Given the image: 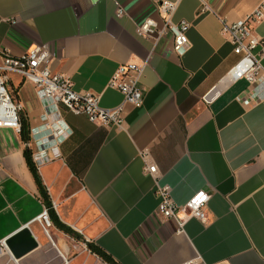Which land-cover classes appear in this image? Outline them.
Listing matches in <instances>:
<instances>
[{"label": "crops", "instance_id": "crops-1", "mask_svg": "<svg viewBox=\"0 0 264 264\" xmlns=\"http://www.w3.org/2000/svg\"><path fill=\"white\" fill-rule=\"evenodd\" d=\"M159 1L0 0V51L21 56L46 47L54 73L99 96L102 108L122 107L124 120L123 127L91 123L9 76L31 140L0 126V264H106L87 243L118 264H264V101L238 100L250 89L244 80L204 100L241 58L223 22L244 18L263 0H169L178 2L173 21L191 24L190 49L182 54L171 34L154 45L138 33L147 19L163 23ZM205 4L211 10L203 11ZM255 34L264 42V20ZM256 52L264 66V45ZM144 62L145 100L135 107L109 82L120 65ZM57 123L69 127L66 137L47 130ZM27 148L32 156L50 155L35 166L47 200L74 236L39 222L47 204ZM157 183L169 186L180 206L207 192L209 222L191 219L183 234L175 222L161 223ZM23 229L37 247L16 257L5 243Z\"/></svg>", "mask_w": 264, "mask_h": 264}, {"label": "built area", "instance_id": "built-area-1", "mask_svg": "<svg viewBox=\"0 0 264 264\" xmlns=\"http://www.w3.org/2000/svg\"><path fill=\"white\" fill-rule=\"evenodd\" d=\"M158 8L164 19L163 23L159 24L153 19H147L139 25V35L157 45L168 34H171L174 39V51L177 54L185 53L191 45L188 37L191 24L185 20L178 23L173 21L178 2L162 0L158 2ZM202 10L211 9L205 4ZM263 20L264 0L244 18L234 23L223 22L222 32L241 58L221 83L204 97L205 102H212L226 87L240 80L246 81L250 89L238 98L239 101L246 106L264 101V66L256 52L258 46L264 45V42L255 34V26ZM52 59L49 51L43 46H36L21 56L12 55L8 49L0 51V126L20 132V105L15 101L8 86L9 76L18 75L35 86L36 93L41 99L61 104L72 114L87 117L91 123L103 127H123L122 107L104 109L100 105L99 96L77 91L69 76L52 71ZM147 66V62L120 65L110 80L109 87L122 93L126 103L135 107L142 106L145 96L140 84ZM47 130L51 132V136L56 138L66 137L70 132L67 125L62 126L60 123L47 127ZM52 155L54 158L61 156L58 148L52 149ZM32 158L39 167L51 157L45 150H41ZM147 171L151 175H157V166L150 165ZM156 195L159 199L157 217L161 223L175 222L178 226L177 233H185V227L191 219H196L203 224L209 222L207 210L210 195L207 192L200 191L182 206L175 203L171 196V189L167 185L157 183ZM38 220L46 231L53 225L48 208L43 210Z\"/></svg>", "mask_w": 264, "mask_h": 264}, {"label": "trees", "instance_id": "trees-1", "mask_svg": "<svg viewBox=\"0 0 264 264\" xmlns=\"http://www.w3.org/2000/svg\"><path fill=\"white\" fill-rule=\"evenodd\" d=\"M14 94H16V92ZM14 94H13V97L15 96ZM19 116H20V122H21L20 135H21V138H22L23 142L28 144L30 142V140H31V137H30V135H31L30 125H29V122H28L26 116L20 114V112H19ZM25 157H26L27 163H28V165H29L34 177H35V180H36L37 184L39 185V187H40V189H41V191L43 193L44 200H45V202L47 204V208L49 209V215H50V219H51L52 223L55 224L60 230L64 231L65 233L74 236L75 235L74 231L72 229L66 227L65 225H63L59 221L56 213L54 212V210L52 208V205L47 200L46 192L43 191V184H42L41 178L39 176L38 170H37V168L35 166V163L33 161L32 152H31V150L29 148H27L26 151H25ZM87 246H88V249L92 253H94L97 256H99L106 264H118L109 255H107L104 251H102L101 249H99L98 247L93 245L92 243H87Z\"/></svg>", "mask_w": 264, "mask_h": 264}, {"label": "water", "instance_id": "water-1", "mask_svg": "<svg viewBox=\"0 0 264 264\" xmlns=\"http://www.w3.org/2000/svg\"><path fill=\"white\" fill-rule=\"evenodd\" d=\"M22 238H26L29 241V243L24 247H21L17 244L18 241ZM5 245H7V247L13 252L16 257H20L37 247V243L34 242V239L32 238L28 229H23L20 233H18V235L7 240Z\"/></svg>", "mask_w": 264, "mask_h": 264}]
</instances>
